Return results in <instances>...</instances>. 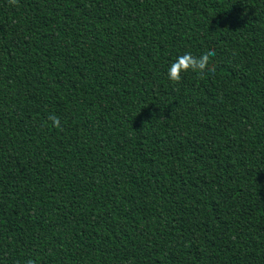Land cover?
Instances as JSON below:
<instances>
[{"label":"trees","instance_id":"16d2710c","mask_svg":"<svg viewBox=\"0 0 264 264\" xmlns=\"http://www.w3.org/2000/svg\"><path fill=\"white\" fill-rule=\"evenodd\" d=\"M29 260L264 264V0H0V264Z\"/></svg>","mask_w":264,"mask_h":264},{"label":"clouds","instance_id":"9594fccd","mask_svg":"<svg viewBox=\"0 0 264 264\" xmlns=\"http://www.w3.org/2000/svg\"><path fill=\"white\" fill-rule=\"evenodd\" d=\"M10 4H17L18 0H9ZM216 56L214 48H208L201 52L199 55L193 54L191 51H186L182 55L178 56L168 69V79L173 84H179L182 80L184 73L192 71L200 76H204L206 73L214 72L215 65L211 63L213 57ZM48 120L51 121L53 127H60L61 121L55 115H50ZM28 264H33V261L29 260Z\"/></svg>","mask_w":264,"mask_h":264}]
</instances>
